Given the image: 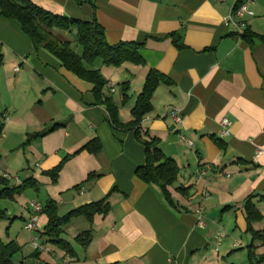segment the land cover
Wrapping results in <instances>:
<instances>
[{
    "label": "crops",
    "instance_id": "crops-1",
    "mask_svg": "<svg viewBox=\"0 0 264 264\" xmlns=\"http://www.w3.org/2000/svg\"><path fill=\"white\" fill-rule=\"evenodd\" d=\"M31 1L55 14L96 20L111 45H142L144 66L114 69L129 81L126 104L121 95L116 98L118 82L104 75L112 69L101 67L114 86L110 93L121 122L131 119L148 69L171 81L155 90L140 129L158 137L161 150L179 167L177 181L168 187L178 209L158 186L135 175L146 161L144 146L133 130L111 125L104 105L95 101L93 84L46 50L35 49L16 20L0 17V174L9 175L7 187L35 181L14 198H0L7 214L0 221V239L6 227L5 239L19 247L16 263L249 264L252 236L244 208L249 197L261 215L251 226L264 230V152L258 154L264 149V0L245 2L254 13L244 16L252 41L225 22L236 0ZM138 79L139 90L131 94ZM172 110L179 112V121ZM223 118L231 124L220 136ZM92 139L101 143L97 154L83 149ZM60 163L53 182L47 171ZM205 165L209 169L198 179ZM176 187L187 188V195ZM103 198L107 214L95 215L92 224L76 217L63 227L61 238L73 254L44 243L43 237L45 249L35 251L24 228L30 201L44 206L53 200L64 216ZM199 207L203 225L197 222ZM46 223V215H39V234ZM89 228L92 238L84 247L74 238ZM219 230L224 236L216 249ZM255 244L264 254V245Z\"/></svg>",
    "mask_w": 264,
    "mask_h": 264
},
{
    "label": "trees",
    "instance_id": "trees-1",
    "mask_svg": "<svg viewBox=\"0 0 264 264\" xmlns=\"http://www.w3.org/2000/svg\"><path fill=\"white\" fill-rule=\"evenodd\" d=\"M245 2L247 0H236L233 8L237 9ZM0 17L16 20L24 34L32 41L35 49L46 50L57 58L66 70L93 84L92 92L95 101L99 105H104L111 125L123 130H133L136 138L144 146L146 161L143 165L137 166L135 175L145 183L158 186L167 203L178 209V204L172 198L168 187L174 186L177 181L179 167L174 159L166 156L161 150L158 137L140 129L144 115L152 110L151 99L155 90L160 85L170 84L171 81L157 70L148 69L143 87L137 94L130 110L131 119L127 122H121L118 118V106L114 102L108 87L109 80L101 71L102 66L119 67L124 63L144 66L145 61L138 52L142 45L135 42H120L111 45L106 41L103 28L96 20L83 21L55 14L31 0H0ZM242 36L252 41V34L248 33L247 29ZM1 63L2 56L0 54V65ZM116 85L121 95V104H126L129 99V81L118 82ZM3 125V117H0V137ZM55 127L56 125L50 130ZM215 141L219 147H223L221 141L216 139ZM101 148L98 139L90 140L83 147L84 150L92 154H97ZM61 168L62 163L47 171L53 182L57 180ZM92 176L89 175L87 180ZM8 181L9 177L0 174V198H14V195L20 194L27 187L35 184L34 180L27 179L17 186L7 187ZM79 187L80 185L76 186V188ZM175 189L182 195H187V188L176 187ZM260 197H264V195ZM251 199L252 197H249L244 204L247 231L252 236V242L247 247L248 263L264 264V254L257 252L258 245L255 244V242H259L264 245V230H255L251 226L252 222L261 219V215ZM108 211L109 204L106 198H103L75 208L64 216H59L56 203L53 200H48L39 213V215H46L47 223L41 234L37 231V235L39 239L43 237L44 243H50L66 253L73 254L72 245L61 238L63 227L76 217H83L92 224L95 215H105ZM6 216V210L0 208V220ZM91 238L92 230L89 228L77 234L74 239L85 247ZM18 250L19 247L15 242L5 243L0 239V264H19L13 258ZM35 251L37 250L35 249Z\"/></svg>",
    "mask_w": 264,
    "mask_h": 264
},
{
    "label": "built area",
    "instance_id": "built-area-1",
    "mask_svg": "<svg viewBox=\"0 0 264 264\" xmlns=\"http://www.w3.org/2000/svg\"><path fill=\"white\" fill-rule=\"evenodd\" d=\"M253 14H254L253 11L248 8L247 4L243 3L237 9H234L232 7L231 11L229 12L227 17L225 18V22L233 25L234 28L236 29L238 35H243L245 32V26H246L244 16H246V15L251 16ZM108 87L110 88L111 93H113L115 91L113 84L109 83ZM171 114H172V117L175 119V121L180 120V115H179V112L177 110H172ZM230 124H231V122L229 119H227V118L221 119V121H220L221 129L219 131L220 136H225L228 134ZM261 152H264V149L258 150V154ZM207 169H209V167H208V165H205L202 169H200L198 171V175H197L198 179L202 178L205 175V173L207 172ZM3 176L9 177V175H7V174H3ZM203 194L205 197L208 196L207 192H204ZM30 206L32 209V213L29 216L28 220L25 222L24 228L31 233V244H32L33 248L36 250H44L45 245H43L40 242V239L37 235V226H36L37 221H38V217H39V213L42 209V206L34 200L30 201ZM202 212H203L202 207H199L195 211V213L197 215V222L199 225H203ZM223 236H224V234L220 230L216 233V235H215V242H216L215 248L216 249L218 248V245L221 242Z\"/></svg>",
    "mask_w": 264,
    "mask_h": 264
},
{
    "label": "rangeland",
    "instance_id": "rangeland-1",
    "mask_svg": "<svg viewBox=\"0 0 264 264\" xmlns=\"http://www.w3.org/2000/svg\"><path fill=\"white\" fill-rule=\"evenodd\" d=\"M78 49V48H77ZM124 66L125 65H130V64H126V63H124L123 64ZM105 67H107V66H105ZM110 67V69H112V72L110 73V74H105L104 73V75H106V76H110L115 82H121V81H123V78H121V74H119L120 73V70H118L117 72L114 70L115 69V67H112V66H109ZM120 69V68H119ZM122 70V69H121ZM123 76V75H122ZM137 83L139 84V79H138V82H135V83H133L132 84V86H131V89H130V93L131 94H134V93H136V92H138V90L139 89H137L138 87H137ZM139 86V85H138ZM117 96H116V98H118V96L120 97V92H119V89L117 88ZM134 95H136V94H134ZM126 112L125 111H122V115H124ZM7 201V200H6ZM3 207V206H2ZM0 221H3V220H0ZM6 227H3L2 228V230H3V235H1L2 237H3V242H8L5 238V231H6V229H5Z\"/></svg>",
    "mask_w": 264,
    "mask_h": 264
},
{
    "label": "water",
    "instance_id": "water-1",
    "mask_svg": "<svg viewBox=\"0 0 264 264\" xmlns=\"http://www.w3.org/2000/svg\"><path fill=\"white\" fill-rule=\"evenodd\" d=\"M171 126H173V124ZM171 126L169 127L170 129H171Z\"/></svg>",
    "mask_w": 264,
    "mask_h": 264
}]
</instances>
